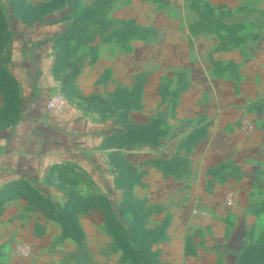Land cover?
Returning a JSON list of instances; mask_svg holds the SVG:
<instances>
[{
	"label": "rangeland",
	"instance_id": "1",
	"mask_svg": "<svg viewBox=\"0 0 264 264\" xmlns=\"http://www.w3.org/2000/svg\"><path fill=\"white\" fill-rule=\"evenodd\" d=\"M72 2L0 0V129L36 73L17 38L38 27L86 139L0 183V264H135L124 232L151 264H246L264 244V0Z\"/></svg>",
	"mask_w": 264,
	"mask_h": 264
},
{
	"label": "crops",
	"instance_id": "2",
	"mask_svg": "<svg viewBox=\"0 0 264 264\" xmlns=\"http://www.w3.org/2000/svg\"><path fill=\"white\" fill-rule=\"evenodd\" d=\"M29 33L28 39L22 35L17 39L24 56L36 64V73L29 78L31 84L21 115L12 125L0 129V183L21 180L38 172L47 166L57 146L86 140L65 111L45 108L48 97L57 89L50 68L51 54L38 48L37 33L44 35L41 29L32 27Z\"/></svg>",
	"mask_w": 264,
	"mask_h": 264
},
{
	"label": "trees",
	"instance_id": "3",
	"mask_svg": "<svg viewBox=\"0 0 264 264\" xmlns=\"http://www.w3.org/2000/svg\"><path fill=\"white\" fill-rule=\"evenodd\" d=\"M79 0H73V2L71 3V8L70 10L72 11L73 14H75L78 10L79 7ZM80 9V8H79ZM92 12V9H82L79 12V15L77 17H75V19L73 20V25L79 23L81 24L82 22H84L90 15V13ZM79 26V25H77ZM18 118V117H17ZM16 118V119H17ZM14 122L10 123V125H12ZM144 124V123H143ZM10 125H8L7 127H9ZM142 126V125H141ZM6 127V128H7ZM5 129V127L3 128ZM2 130V129H1ZM122 136L125 137H131V136H146V132H145V126H143L140 130H133L132 128H121L119 129ZM118 130V131H119ZM150 132V131H149ZM159 133V132H158ZM157 132H154V136L157 137V135H159ZM134 173V168H130L129 170V174H126V172L124 170L121 171V174L123 175V177L125 178H129L132 176V174ZM40 198L41 195H39ZM44 202L46 201L45 199H42ZM89 207V206H87ZM86 207V208H87ZM99 208H103L106 209L105 206H97ZM64 230L66 232H68L69 230V226L72 224L74 226V228L77 230V236L78 237H82V231L80 229V225L78 224L77 221H75L74 223L72 222H68L65 223L64 221L61 222ZM114 226L120 228L121 227V222L118 221H114ZM123 228H121L120 230H122ZM125 232L124 233H120L119 237L121 238V241L123 242L124 245L127 246V251L129 253V255H131V257L133 258V261L135 262V264H151V259L149 256V251L148 249L144 246V239L141 238L140 241H136L135 242V234L131 233L129 236H125ZM132 238V243H130V240ZM243 261L246 264H264V244H254L252 246H250L248 248V250L245 252V254L242 257Z\"/></svg>",
	"mask_w": 264,
	"mask_h": 264
},
{
	"label": "built area",
	"instance_id": "4",
	"mask_svg": "<svg viewBox=\"0 0 264 264\" xmlns=\"http://www.w3.org/2000/svg\"><path fill=\"white\" fill-rule=\"evenodd\" d=\"M66 104L67 101L63 97V95L59 92H54L48 97L45 103V108L47 110L61 111L62 109L65 108Z\"/></svg>",
	"mask_w": 264,
	"mask_h": 264
}]
</instances>
